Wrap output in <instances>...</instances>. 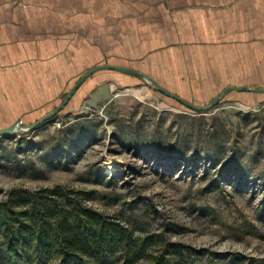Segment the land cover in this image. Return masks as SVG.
<instances>
[{"label":"rangeland","instance_id":"1","mask_svg":"<svg viewBox=\"0 0 264 264\" xmlns=\"http://www.w3.org/2000/svg\"><path fill=\"white\" fill-rule=\"evenodd\" d=\"M154 53L134 61L129 52L118 55L130 59L106 52L99 65L148 71L198 106L229 86L199 82L194 67L203 68L207 53L174 52L179 63L170 64ZM88 70L78 69L80 76L55 85L47 98L42 77L3 70L13 82L0 83V130L20 122L27 128L51 113ZM109 161L119 163L113 173ZM57 187L145 243L135 264H153L166 252L177 264H264V94L234 91L201 113L137 77L99 72L51 121L0 137V202L11 191L46 196ZM3 244L0 237L1 250ZM0 264L12 262L0 252Z\"/></svg>","mask_w":264,"mask_h":264},{"label":"crops","instance_id":"2","mask_svg":"<svg viewBox=\"0 0 264 264\" xmlns=\"http://www.w3.org/2000/svg\"><path fill=\"white\" fill-rule=\"evenodd\" d=\"M12 1L0 0V74L14 69L42 77L44 98L80 76L78 69L105 63L106 52L114 59L129 52L134 61L157 52L162 64H170L174 52L196 50L208 54L192 59L204 63L194 67L198 79L229 86L264 82V0ZM0 78L1 84L13 82Z\"/></svg>","mask_w":264,"mask_h":264},{"label":"trees","instance_id":"3","mask_svg":"<svg viewBox=\"0 0 264 264\" xmlns=\"http://www.w3.org/2000/svg\"><path fill=\"white\" fill-rule=\"evenodd\" d=\"M61 189L46 196L15 190L0 202V237L6 247L0 252L12 264H46L53 258L62 264H135L146 244ZM171 246L175 255L181 252L177 244ZM168 253L154 255L153 264H177Z\"/></svg>","mask_w":264,"mask_h":264},{"label":"water","instance_id":"4","mask_svg":"<svg viewBox=\"0 0 264 264\" xmlns=\"http://www.w3.org/2000/svg\"><path fill=\"white\" fill-rule=\"evenodd\" d=\"M102 70H110V71H117L121 72L130 76H134L139 78L142 81H146L147 83L153 85L155 88H157L161 93L166 95L167 97L173 98L186 106L188 109L193 110L195 112H208L212 110L214 107H216L225 97H227L229 94H231L234 91H240V92H255V93H264V87H252V86H229L226 88L220 95H218L216 98H214L209 105L206 106H198L196 104H193L192 102L186 100L185 98L169 91L166 89L159 81H157L155 78L137 70L131 67L126 66H119V65H111V64H104L96 66L92 69H90L88 72H86L74 85V87L71 89V91L68 93L67 97L63 100V102L55 108L51 113L41 118L36 123L26 126L27 128H24V123H16L15 125H12L9 128L1 129L0 130V137L6 136V135H14L17 132H28L34 129H37L41 127L43 124H45L48 121H51L54 119L73 99V97L76 95L82 84L89 79L92 75L95 73L102 71Z\"/></svg>","mask_w":264,"mask_h":264},{"label":"bare ground","instance_id":"5","mask_svg":"<svg viewBox=\"0 0 264 264\" xmlns=\"http://www.w3.org/2000/svg\"><path fill=\"white\" fill-rule=\"evenodd\" d=\"M120 166H119V163L118 162H116V161H109L108 163H107V170H108V172H111V173H113L117 168H119Z\"/></svg>","mask_w":264,"mask_h":264}]
</instances>
